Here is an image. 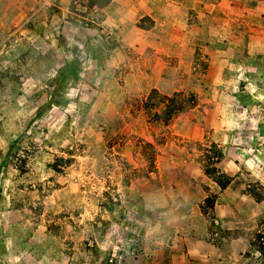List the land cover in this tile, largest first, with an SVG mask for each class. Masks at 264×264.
<instances>
[{"label": "rangeland", "instance_id": "374dc122", "mask_svg": "<svg viewBox=\"0 0 264 264\" xmlns=\"http://www.w3.org/2000/svg\"><path fill=\"white\" fill-rule=\"evenodd\" d=\"M40 1L0 0V264H142L192 205L208 244L231 243L211 264H264V79L213 78L204 31L179 79L158 80L155 50L100 26V6ZM251 18L244 48L227 24L217 51L260 57Z\"/></svg>", "mask_w": 264, "mask_h": 264}, {"label": "crops", "instance_id": "0c3cea01", "mask_svg": "<svg viewBox=\"0 0 264 264\" xmlns=\"http://www.w3.org/2000/svg\"><path fill=\"white\" fill-rule=\"evenodd\" d=\"M100 11L106 15V19L100 23V26H107L110 33L118 40L126 42L138 51L154 49L152 56L155 59L148 57L149 64L155 60L156 63L164 65L165 69L174 71L170 73L162 68L156 73L155 77L158 80H169L170 77L179 79L180 76L177 74L179 68L181 69L184 63L188 64L193 61V54L200 45L197 38L200 32L204 31L210 41V44L204 46L208 47V53L212 58L210 74L213 78H218L222 67L228 64L232 65L229 68L231 78L240 76L242 69L247 71V65H250L251 73L259 79H264V0H111L106 6L100 7ZM145 17L154 21L152 28L143 29L138 26V23ZM196 17L207 19L208 22L204 23V28H200L203 22L201 25L194 23ZM250 17L260 26V28H254L260 33V38L254 45L260 57H250L248 61V58L241 60L237 57L235 59L234 56L230 57L218 52L217 44L228 28L232 35L227 47L240 51L246 46L244 38L246 33L242 26L246 21L248 22ZM227 24L228 28L225 26ZM147 62L144 61L143 64ZM169 85L171 86V82ZM156 88L164 94H169L163 84L157 85ZM174 88L177 90L176 86ZM223 208L222 205H218L216 213L221 216L222 220H230L229 217L223 215ZM189 210L192 212L190 215L184 214L180 217L178 213H175L174 216L165 218L167 230H173L176 235L179 228L183 229V232L170 242L163 237L161 246L140 259L142 264H190L191 259L195 262L198 259L201 260L199 257L201 254L195 253L198 248L209 251L210 255L205 258L208 264L221 261L220 258L224 256L226 246L231 244L230 240L227 239L220 247L208 244L205 236L213 222L202 214L198 206L192 205ZM226 222L229 224V221ZM202 263L205 264L200 262Z\"/></svg>", "mask_w": 264, "mask_h": 264}, {"label": "trees", "instance_id": "16d2710c", "mask_svg": "<svg viewBox=\"0 0 264 264\" xmlns=\"http://www.w3.org/2000/svg\"><path fill=\"white\" fill-rule=\"evenodd\" d=\"M111 0H100L98 2L95 3V0H91L92 4L94 5H97V6H100V7H104L106 6ZM146 20H149L150 21V24L149 25H143V23L146 21ZM138 26L140 28H143V29H150L154 26V21L152 19H150L149 17H145L143 18L139 23H138ZM182 105L180 106V109H182ZM173 109L170 107V104L167 105L166 109L164 110V115H166V117L171 113ZM263 236V235H262Z\"/></svg>", "mask_w": 264, "mask_h": 264}, {"label": "built area", "instance_id": "2783aa9c", "mask_svg": "<svg viewBox=\"0 0 264 264\" xmlns=\"http://www.w3.org/2000/svg\"><path fill=\"white\" fill-rule=\"evenodd\" d=\"M63 1L70 2L71 0H41L39 4V8H46V7H56L60 5Z\"/></svg>", "mask_w": 264, "mask_h": 264}]
</instances>
